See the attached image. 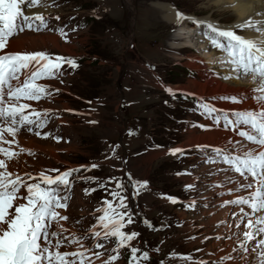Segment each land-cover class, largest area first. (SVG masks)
<instances>
[{
    "label": "snow or ice",
    "instance_id": "snow-or-ice-1",
    "mask_svg": "<svg viewBox=\"0 0 264 264\" xmlns=\"http://www.w3.org/2000/svg\"><path fill=\"white\" fill-rule=\"evenodd\" d=\"M40 3L41 0H0V264H95L102 254L85 246L84 241L88 237L65 235L68 229L61 224L69 219L59 210H67L69 206L71 197L67 193L72 188L70 177L80 169L63 172L47 169L38 176L29 172L21 175L11 170L12 162L18 161L26 151L18 144V133L26 130L41 137L42 130L49 124L50 109H37L24 101L39 102L52 96L53 93L43 81L61 78L65 65L73 70L78 67L74 58L52 56L42 50L5 51L9 49L10 40L21 33L51 30L43 14L27 12ZM237 3L247 6L249 0H237ZM260 3L264 7V0H260ZM232 15L235 16V13ZM254 16L259 18L250 16L240 21L236 17L228 28L199 18L192 20L196 26L203 28L201 34L211 47L222 54L220 63L230 65L226 74L220 75L216 70H212V74L225 81L250 77L254 86L239 94L195 98L196 114L210 123L194 124L192 127L206 131L215 128L233 133L236 137L229 136L219 145L197 144L192 147L203 154V164L217 166L206 175L221 177L211 184L214 189H222L217 193L218 198L224 195L235 197L221 199L216 207L223 209L231 206L238 211L229 213L230 220H220L214 225L216 229H228V235L205 236L201 241H233L231 252L212 260L194 258L191 254H173L174 258L185 264H264V10L256 11ZM176 18L178 22L186 19L179 10L176 11ZM55 19L59 20V17ZM59 31L66 35L63 29ZM168 91L176 96L172 89ZM209 99L232 104H244L251 100L255 107L230 111L215 106ZM49 136L51 132H46L42 138ZM59 139L57 137V141ZM13 146L19 151H14ZM186 151L175 148L170 149L169 154L184 156ZM28 154L34 155L30 151ZM97 167L92 164L88 170ZM126 175L135 195L147 188V181L134 180L130 173ZM113 179L109 178L106 183ZM100 187L105 188L106 184ZM115 188L110 192L112 200L105 199L104 207L97 209L102 215L98 217L97 225L93 226L91 236L97 241L115 240L114 250L119 252L128 248L141 234L138 231H125L135 221L127 204V186L123 177L115 179ZM191 188L192 185L186 186V190ZM168 199L172 204L180 203L178 198ZM196 206L195 200L186 205L188 208ZM53 225L58 226L59 230H53ZM97 227L102 231L96 230ZM189 239L197 238L192 236ZM73 245L77 246L74 251L62 250ZM94 247L102 249L105 244L97 242ZM195 251L199 253L203 249ZM224 251L223 247L217 249V252ZM130 252L129 264H146L150 260L147 250L131 247ZM207 255L215 256L216 253L209 252ZM118 258V255H112L104 264H113Z\"/></svg>",
    "mask_w": 264,
    "mask_h": 264
},
{
    "label": "rangeland",
    "instance_id": "rangeland-1",
    "mask_svg": "<svg viewBox=\"0 0 264 264\" xmlns=\"http://www.w3.org/2000/svg\"><path fill=\"white\" fill-rule=\"evenodd\" d=\"M155 1L157 0H93L91 13L94 11L96 12L92 14L91 23L82 32L79 41H74L73 45L71 43L61 44L59 42L57 50H60V52L52 48L40 49L52 55L60 54L61 56H74L73 54L85 55L84 53H88L97 58L96 61L98 63L96 62V65H94L95 63L82 64V68L76 77L65 79L64 81L67 85L59 86L68 94L61 95L60 98H58L64 100V102L58 104V106L64 105L66 108L75 111L77 107L80 106L81 100L96 97L100 93H104L105 95L108 94L106 103H109L110 106L106 104L104 108L97 109V114L93 116L96 124L90 126H84L83 123L74 120L71 116H66L68 123L66 127L62 128L60 135L61 137L70 139V144L68 145L63 143L54 145L49 140H36L34 137L28 135L30 138H34V142L39 145L40 150L24 149L39 152V154H37L35 158H25L27 157L26 155L21 159L18 158L17 164L19 163V165L17 166H24V164H21L23 159L26 161L25 164H29L28 166L36 165L42 168L55 167L59 164H69L68 166L77 165L84 162L86 159H93L96 157L98 153L96 141L99 142L101 140L102 143H104L102 148L110 149L113 142H118L124 122L130 123L131 118H136V121L139 122L143 130H149L154 127V120L152 119H154L153 117L156 118L161 116L164 107L157 105V101H151L147 97L146 89L134 85V82L139 85H142L143 82L135 80V77L128 73H125L123 77L121 75L125 71H131L137 68L157 67V70L160 71L161 69H168L170 67L169 64L172 62L171 59L165 60L164 57V60H161L159 57L154 56V54H156V50L160 44L164 45L167 40L173 38L178 27L174 23L166 24L162 21L160 17L161 12L159 13L157 9L152 7L153 4L151 5V3H155ZM160 1L172 2L179 6L186 14L202 17H218L221 21H230L227 13L222 11L219 12L217 9L210 8L202 10V2L200 0ZM108 29L109 31L106 33ZM192 34L196 35L195 32H192ZM32 35L40 37L49 34L24 33L14 39L25 37L23 41L25 42L27 41L26 37L30 39ZM156 44L157 46H154ZM62 46H66V48L70 46L72 48L70 54L65 51L61 52L63 49ZM106 57H109V59L107 60ZM193 59H195V57ZM146 79H149L148 74L146 75ZM168 79L176 83L175 85H177V87L185 88V91H189V93L192 94H197L198 91L202 92L201 96L207 97H214L222 93L232 94L228 90H223L222 92L217 91L215 94H212L210 93L211 85L200 89L188 88V83L190 82L187 79L182 80L176 77ZM118 80L120 81L118 87H113ZM112 88L115 94L112 96L113 99H111L112 92L110 91ZM182 88L180 90H182ZM212 88L216 89L217 87L216 85H212ZM121 92L123 94V101L127 104V109H124L123 113H119L117 109L119 100L116 96H120ZM155 92L159 94L160 91L155 90ZM250 106L251 105H248L247 108ZM153 111L155 113H153ZM114 114L116 117H114ZM133 120L135 121V119ZM149 120H152L151 123ZM199 135L200 134L196 135L192 133L186 141V146L189 147L190 145L188 146V143L192 138L194 139ZM185 137V133L181 134V142L185 141ZM90 144L91 146H89ZM143 159V161L135 160L128 168H125V171H128L127 173H130L134 180L150 181L151 184H157L165 190L176 191L178 189L177 180L174 181L172 178H168L165 175L168 164H162L158 161L160 159V152L148 158L144 157ZM168 159L169 158H165V160ZM105 172L106 174L109 173L106 170ZM124 180L129 182L131 186V182L128 180L127 175H125ZM146 203H148V201ZM154 210L158 212L163 211L180 214V212L177 213L172 209L171 206L157 205L154 207ZM78 211L79 208L76 206L74 212L76 213ZM215 214L216 213H214V215ZM155 216H157L156 213L152 211L147 217L155 219ZM182 217L185 219L189 218L194 225H198L196 228L200 230L199 236L202 239L208 236V233L212 231L209 230L212 219L209 215L202 214L199 216L187 217L186 214H183ZM189 231H192V229L177 230L174 232V240L164 245V250L184 253L194 248V245L190 247L184 242V238L188 235ZM204 245L206 249H211L209 247V240L204 242Z\"/></svg>",
    "mask_w": 264,
    "mask_h": 264
},
{
    "label": "bare ground",
    "instance_id": "bare-ground-1",
    "mask_svg": "<svg viewBox=\"0 0 264 264\" xmlns=\"http://www.w3.org/2000/svg\"><path fill=\"white\" fill-rule=\"evenodd\" d=\"M160 1V0H157ZM154 2V1H153ZM151 3V5L153 4L152 7H154L155 9H157L160 13V17L162 19L163 22H165L166 24H176L178 29L177 32H175V35H173V38L170 39H177L180 37H185L187 40H189L192 43L196 42L197 37H195L196 35L192 34V30H189L188 27L185 26V22L181 21L178 22L176 15H174L173 10L166 5L165 3H160V2H155V3ZM230 5H235V7H229ZM210 8H214L217 9V11H222L224 13H227L229 15L228 18H230V21L227 26H222L221 22L218 19H212L211 17H203L201 19L205 20V21H210L212 19L211 22L216 23L217 25H219L222 28H228L233 22H235L236 17L239 18L240 21H243L244 19L249 18L250 16H252L253 18H259V17H255L254 13L256 11H262L264 10V7L261 6L260 0H249V3L247 6H241L237 3V0H228V2H224L221 0H204L201 3V9L202 10H207ZM232 13H235V16L232 15ZM186 18H190L188 16H185ZM198 30H200V32H203V28L198 27ZM24 34V33H23ZM184 34V35H183ZM183 35V36H182ZM16 38V37H15ZM25 39V37H18L17 39L10 40V46H9V51H38L42 48L44 49H48V48H52L54 50L58 49V45H59V41L57 40V38H55L53 35H45V36H31L30 39H28V37H26L27 41L23 42ZM204 42V41H203ZM179 44V43H178ZM73 45V44H72ZM71 45V46H72ZM174 45H177L175 43H170L169 46L172 48ZM196 49L199 50V48H202V43H196L195 44ZM62 51L61 52H66L68 54H70V51L72 50V48L69 46H62ZM60 52V50H57ZM201 54V53H199ZM60 55V54H59ZM75 55V54H73ZM61 56V55H60ZM66 56V55H65ZM72 56V55H70ZM196 60H201L202 63H205L207 65V67H209V62L210 61H214L216 58V54L212 51H210L209 49L206 50L204 53H202V55H200L199 57H195ZM205 65V66H206ZM190 68L192 69H197L199 71V75L201 77V79L205 78V72L206 74H208V72L206 71L204 66L201 67H197L193 64L189 65ZM213 67H219V66H213ZM222 69V68H221ZM220 72H223L222 70ZM224 75V74H223ZM188 85V84H187ZM210 93L215 94V92L217 91H223V90H228L229 92H231L232 94L234 93H242V92H247L250 88H252L253 85V81L248 79L247 81H240V80H231V81H219L217 79L214 78H210L208 81H205L203 84L197 83V82H192L189 83L188 88H204L206 86H210ZM212 85H216V89L212 88ZM178 89H181L182 87H177ZM185 88H182V90H184ZM209 89V88H208ZM220 93V92H219ZM198 95H202L201 91L197 92ZM196 94V95H197ZM223 94V93H222ZM209 97H213V96H209ZM248 105H251L249 108H254L255 105L254 103L249 100L248 102L241 104L240 106H236V105H228L226 103H221L219 106L220 108H228L229 110H233V109H240V110H244V109H248ZM208 133V134H206ZM189 134H192V132H189ZM231 136L228 133L225 132H221L218 130H210L208 132L205 133H201L199 136H197L196 138H192V140L188 143V146H194L197 144H208V145H219L221 144L227 137ZM17 140H18V144L20 147L23 148H28V149H35V150H40L39 145L35 144L34 142V138H30L28 135L26 136L25 134H23L22 132L18 133L17 136ZM187 142L185 144H183L184 147L186 146ZM21 156V157H20ZM19 159L25 157V155H20ZM26 158V157H25ZM18 159V160H19ZM144 159H142L143 161ZM23 164V163H21ZM21 166V165H20ZM17 166V161H13L11 164V170L16 171L18 167ZM228 197H233V196H228ZM224 210H212L211 212H209L210 214L212 213V219H211V223L215 224L217 223L216 221H220V220H230V216L227 214V207L223 208ZM214 213H216L214 215ZM215 219V220H213ZM234 246V243H232V241L228 242V243H222V245L217 246L215 245V249L217 248H221L223 247L225 249L224 252H218L219 255H224L226 254L229 250H231Z\"/></svg>",
    "mask_w": 264,
    "mask_h": 264
},
{
    "label": "built area",
    "instance_id": "built-area-1",
    "mask_svg": "<svg viewBox=\"0 0 264 264\" xmlns=\"http://www.w3.org/2000/svg\"><path fill=\"white\" fill-rule=\"evenodd\" d=\"M210 171L211 170L205 169L202 172V175H203V179L205 181V185L208 187V191L206 192L207 201L209 202V206H210L211 210H216L217 209L216 205H218L219 204V201H220V198H218L217 193L220 192V191H222V189H218V188L214 189V188L211 187V184L214 181L219 180L221 177L220 176L206 175V173H208ZM196 227H198V225H194V228H196ZM210 228H209V230H212V231L211 232L210 231H207V232H210V233H208V236H214V235H218V234H222V235H225L226 236V235L229 234V230L228 229H226L224 227H221L219 229H216V228L213 227V224L212 223H211ZM222 240L216 241L214 239H209V247L211 249H208V252H214V253L217 254L218 253L217 252V249L218 248L215 249V245H217V246L222 245V243H221ZM209 259L210 260L215 259V256H211Z\"/></svg>",
    "mask_w": 264,
    "mask_h": 264
},
{
    "label": "trees",
    "instance_id": "trees-1",
    "mask_svg": "<svg viewBox=\"0 0 264 264\" xmlns=\"http://www.w3.org/2000/svg\"><path fill=\"white\" fill-rule=\"evenodd\" d=\"M106 59L108 60V59H109V57H106Z\"/></svg>",
    "mask_w": 264,
    "mask_h": 264
},
{
    "label": "water",
    "instance_id": "water-1",
    "mask_svg": "<svg viewBox=\"0 0 264 264\" xmlns=\"http://www.w3.org/2000/svg\"><path fill=\"white\" fill-rule=\"evenodd\" d=\"M131 11V10H130Z\"/></svg>",
    "mask_w": 264,
    "mask_h": 264
}]
</instances>
